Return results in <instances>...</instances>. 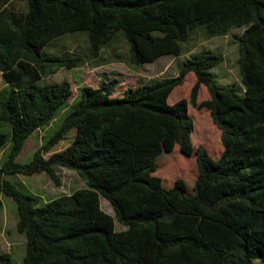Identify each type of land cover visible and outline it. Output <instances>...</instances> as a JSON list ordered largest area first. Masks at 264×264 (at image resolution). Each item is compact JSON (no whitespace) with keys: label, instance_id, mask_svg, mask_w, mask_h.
I'll return each instance as SVG.
<instances>
[{"label":"trees","instance_id":"obj_1","mask_svg":"<svg viewBox=\"0 0 264 264\" xmlns=\"http://www.w3.org/2000/svg\"><path fill=\"white\" fill-rule=\"evenodd\" d=\"M8 1L0 0V71L7 86H20L0 93V120L12 128L0 190L17 204V228L27 237L23 263L264 261V0H28V9L10 11L5 25L1 6ZM198 26L209 38L243 28L237 60L242 94L214 80L211 69L222 55L203 52L192 53L177 75L129 87L123 97L113 96L117 78L101 80L99 87L84 85L81 98L33 159L16 161L28 137L48 125L73 94L67 80L43 83L44 76L85 62L80 55L46 52L52 40L87 31L90 56L98 58L123 30L131 62L139 66L162 55L178 56L180 43ZM189 73L195 78L189 99L169 103L171 91ZM201 85L210 97L198 102ZM189 104L209 109L223 150L213 159L200 149L196 175L188 179L155 176L164 159L171 163L169 148L190 146ZM73 129L72 143L45 158ZM8 139L0 132V150ZM57 166L75 170L87 187L38 206L36 197L5 178L46 171L60 185ZM220 183L226 187L218 192L207 185ZM101 196L126 229H115ZM0 264H14L11 255L0 252Z\"/></svg>","mask_w":264,"mask_h":264},{"label":"rangeland","instance_id":"obj_2","mask_svg":"<svg viewBox=\"0 0 264 264\" xmlns=\"http://www.w3.org/2000/svg\"><path fill=\"white\" fill-rule=\"evenodd\" d=\"M28 9V0H9L1 6V17L5 25L9 23L7 15L10 11H26ZM4 25V26H5ZM243 28H233L224 36L207 37L202 26L189 33L186 41H182L181 53L178 56L162 55L152 63L135 65L130 59V46L123 30H119L111 43L102 49L98 58H92L89 53V39L87 31H77L60 36L51 41L45 51L54 55H80L85 59L80 69L62 67L54 73H48L42 80L43 83L63 82L67 80L72 87L73 94L66 102L63 108L59 109L55 118L43 127L35 130L26 140L22 151L17 156L16 161L20 164L29 163L37 149L46 144L53 134L61 127L64 117L72 110L73 104L82 96L81 89L84 85L99 87L100 80H111L117 78L120 83L117 86L113 96L123 97L125 90L129 87H137L149 83L154 78L172 77L178 74L182 63L190 57L192 53H219L222 55V61L211 69L214 80L221 85L233 86L237 93L241 92V82L238 67V36ZM101 66V67H99ZM195 81L193 73L184 77L181 85L176 86L168 97V102L172 103L178 99H189L190 89ZM24 85V83H22ZM7 84L3 80L0 71V93ZM20 83L13 86L19 87ZM4 92L0 94V102ZM209 94L204 85L198 90L197 101L209 99ZM1 110V107H0ZM188 112L193 119L194 127L191 133V143L186 149H180L178 146L169 148L170 159H164L162 166L157 169L153 175L169 176L170 178H186L196 175V156L200 149H204L207 154L217 159L223 147L221 145V131L214 124L210 116V111L206 107H193L188 105ZM0 132L8 134L9 139L6 146L0 150V166L6 160L4 150L8 149L11 143V124L0 120ZM76 135V129L68 132L64 139L56 144L44 157L48 158L52 153L61 151L70 145ZM167 149V148H166ZM169 170V171H168ZM165 171V172H164ZM167 171V172H166ZM56 172L60 178V185H57L50 175L46 172H40L32 175L15 173L6 174L5 178L25 194L37 198V205L44 206L49 201L69 195L78 189L87 187L85 180L75 171L63 166H57ZM169 187L173 180L168 182ZM187 188L191 187V182H187ZM215 191L225 189L226 184L211 185ZM207 194H210V190ZM214 198V197H213ZM101 207L112 215L115 219V229L121 231L126 226L121 224L115 215L111 203L104 196L100 197ZM18 210L15 200L0 190V252H7L11 255L14 264H24L26 254L27 237L17 228ZM255 264H264L259 259Z\"/></svg>","mask_w":264,"mask_h":264},{"label":"crops","instance_id":"obj_3","mask_svg":"<svg viewBox=\"0 0 264 264\" xmlns=\"http://www.w3.org/2000/svg\"><path fill=\"white\" fill-rule=\"evenodd\" d=\"M51 54H53V53H51ZM54 55V54H53ZM58 56V55H57ZM82 66H79V67H77L78 69H80ZM99 67H101V66H99ZM73 69V68H72ZM100 82H101V80H100Z\"/></svg>","mask_w":264,"mask_h":264}]
</instances>
